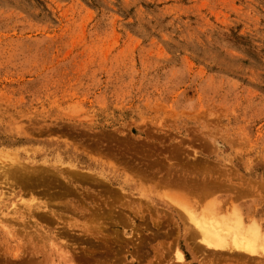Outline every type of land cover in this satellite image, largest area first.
<instances>
[{
	"label": "rangeland",
	"instance_id": "rangeland-1",
	"mask_svg": "<svg viewBox=\"0 0 264 264\" xmlns=\"http://www.w3.org/2000/svg\"><path fill=\"white\" fill-rule=\"evenodd\" d=\"M9 160L0 264H264V0H0Z\"/></svg>",
	"mask_w": 264,
	"mask_h": 264
},
{
	"label": "bare ground",
	"instance_id": "bare-ground-1",
	"mask_svg": "<svg viewBox=\"0 0 264 264\" xmlns=\"http://www.w3.org/2000/svg\"><path fill=\"white\" fill-rule=\"evenodd\" d=\"M8 162V168L1 166L0 179L10 181L8 184L9 186H12L13 184H23V182H28L32 177H34L30 174V172L20 167L18 163L16 164L15 161L9 160ZM208 228L209 227H199V230L202 233V238L200 241L209 250H214V252L230 250V252L233 251L235 254H244L254 257H256L255 255L257 254L260 256L259 253L264 255V234L261 232L259 233L258 231L253 230L243 231L240 224L230 229L227 228V232H229V235L227 234V238V236L221 232L217 230H209ZM213 228L215 227L213 226Z\"/></svg>",
	"mask_w": 264,
	"mask_h": 264
}]
</instances>
